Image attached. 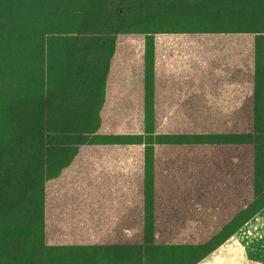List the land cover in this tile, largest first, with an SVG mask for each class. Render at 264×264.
I'll use <instances>...</instances> for the list:
<instances>
[{
    "label": "trees",
    "instance_id": "16d2710c",
    "mask_svg": "<svg viewBox=\"0 0 264 264\" xmlns=\"http://www.w3.org/2000/svg\"><path fill=\"white\" fill-rule=\"evenodd\" d=\"M264 210V0H0V264H199Z\"/></svg>",
    "mask_w": 264,
    "mask_h": 264
},
{
    "label": "crops",
    "instance_id": "0c3cea01",
    "mask_svg": "<svg viewBox=\"0 0 264 264\" xmlns=\"http://www.w3.org/2000/svg\"><path fill=\"white\" fill-rule=\"evenodd\" d=\"M199 264H264V210Z\"/></svg>",
    "mask_w": 264,
    "mask_h": 264
}]
</instances>
